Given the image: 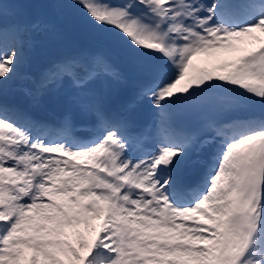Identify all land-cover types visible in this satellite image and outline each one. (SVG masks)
<instances>
[{
    "label": "snow or ice",
    "instance_id": "1",
    "mask_svg": "<svg viewBox=\"0 0 264 264\" xmlns=\"http://www.w3.org/2000/svg\"><path fill=\"white\" fill-rule=\"evenodd\" d=\"M9 5L0 264H264V0H52L83 9L102 47L53 62L24 93L70 86L94 122L87 139L71 114L48 124L5 102L26 43L52 26L6 23ZM130 75V100L110 111L95 86ZM141 107L153 121L138 128Z\"/></svg>",
    "mask_w": 264,
    "mask_h": 264
},
{
    "label": "rangeland",
    "instance_id": "2",
    "mask_svg": "<svg viewBox=\"0 0 264 264\" xmlns=\"http://www.w3.org/2000/svg\"><path fill=\"white\" fill-rule=\"evenodd\" d=\"M113 2H118V0H113ZM85 18L86 13L83 9L77 7L53 8L44 0H10L9 15L6 17V23L18 22L27 24L36 19H44L50 21L52 25L47 32L42 35L34 36L30 42L26 43L23 50L24 55L21 71L17 73V78L15 77L12 80L13 83L16 84L15 87H19L22 90L32 88L33 84L31 78L38 77L40 73L53 62L64 57L79 55L85 50H95L102 47L101 43L93 38L92 29L88 25L83 24ZM83 36L87 37L81 39V41H76V39H80ZM75 44L79 45V48L71 50L72 46ZM136 83V78L130 75L125 83L95 86L93 91L104 98L105 105L110 111L119 113L123 111L125 105L130 100ZM9 86L8 88H10ZM6 93L11 92L6 90ZM73 95L74 92L71 87L66 85L59 91H54L36 99L42 106H50L56 110V113L55 111L52 112L56 114V116H54L56 117L55 119L52 117L53 115L49 117L45 114H39L32 109L25 111L32 117L38 116V118L36 117L37 119H44L48 121V124H52L57 118H60V120L62 119L61 116L58 115L61 108H66L68 102L75 104V102H72V100L74 101L75 99V95ZM12 101L16 100L13 99ZM144 112L146 120H141ZM260 112L261 109L259 105H257L252 114L260 115ZM130 118L138 128H141V126H138V121L144 122L143 127L151 124L153 121V113L147 108L141 107L133 112ZM181 123L194 125L196 123V117L194 115L184 116L181 119ZM87 133L93 134V130ZM197 172L198 170H191V172L186 175L188 182L195 183L202 179L204 174L202 175V173H200V176H202L200 178ZM196 178H200V180L197 181Z\"/></svg>",
    "mask_w": 264,
    "mask_h": 264
},
{
    "label": "bare ground",
    "instance_id": "3",
    "mask_svg": "<svg viewBox=\"0 0 264 264\" xmlns=\"http://www.w3.org/2000/svg\"><path fill=\"white\" fill-rule=\"evenodd\" d=\"M20 71H21V68H20ZM15 85L16 84L13 83V81L10 82V86H9L10 88H8L7 91H9L11 93H5V96H4V99H5L6 103H8L9 105H17L18 102H21V106L20 107L22 109H24V110L32 109L33 111L38 112L39 114H45V115H47L49 117H51L53 115L52 117L54 119L56 118V117H54V116H56V114L52 113L53 111H55V113H56L55 109L51 108L50 106L49 107L42 106L38 101H36V99H32L31 97L26 96L25 93H24V90H22L19 87L18 88L15 87ZM13 99H17V102L12 101ZM72 102H74V101L72 100ZM48 108H51V109H48ZM65 114H71L72 115L74 123L77 126L79 135L87 134L88 131H92L93 130V123L94 122H93L92 117L90 115H86V114L82 113L78 109L77 105H75L74 103L68 102L66 104V108L65 107L61 108L60 112L58 113V115L61 116V118H63L65 116ZM142 115H143L142 118L139 116L141 118V120H146L145 112ZM39 120H44V119H39ZM57 121H60V118H57L55 120V122H57ZM46 123H48V122L46 121ZM138 124H139L138 126H141V128H143L144 122H139L138 121ZM189 172H191L190 169L188 170L187 174H189ZM200 173H202V175L204 174L203 168L198 169L197 175L200 176Z\"/></svg>",
    "mask_w": 264,
    "mask_h": 264
},
{
    "label": "trees",
    "instance_id": "4",
    "mask_svg": "<svg viewBox=\"0 0 264 264\" xmlns=\"http://www.w3.org/2000/svg\"><path fill=\"white\" fill-rule=\"evenodd\" d=\"M44 1L48 2L49 5H50V3L52 2V0H44ZM83 24H84V25H87L85 22H84ZM86 37H87V36H83V37L80 38V39H76V41H77V40L81 41V39H83V38L85 39ZM78 48H79V45L75 44V45L72 46L71 50H72V49H78Z\"/></svg>",
    "mask_w": 264,
    "mask_h": 264
}]
</instances>
